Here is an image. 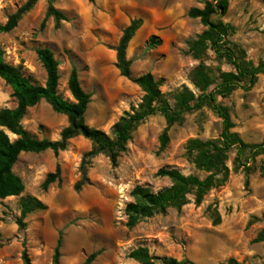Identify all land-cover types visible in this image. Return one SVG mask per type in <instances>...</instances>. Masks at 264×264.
<instances>
[{"label": "rangeland", "instance_id": "rangeland-1", "mask_svg": "<svg viewBox=\"0 0 264 264\" xmlns=\"http://www.w3.org/2000/svg\"><path fill=\"white\" fill-rule=\"evenodd\" d=\"M26 1L0 0V25ZM207 1L56 0L54 6L67 21L56 29L50 18L41 29L48 0H39L13 31L0 34V48L8 64L19 67L39 85L45 84L47 75L37 50H51L59 62L58 92L70 101L73 98L67 84L75 66L83 89L91 95L86 123L113 137V126L142 102L144 93L133 79L152 73L162 80L161 90L174 106V97L183 87L200 94L194 83L201 64L214 86L221 83V73L234 70L212 50H207L202 60L187 54L188 42L206 29L199 19L189 18L188 12L202 8ZM134 19H141L142 27L127 50L132 62L128 79L116 67L115 48ZM213 20L232 27L228 39L245 52L247 61L255 65L264 62V0H230L227 14ZM153 35L162 43L151 49L147 43ZM217 103L229 109L233 132L248 144L262 142L264 75L249 90L238 88L226 97L217 96ZM15 106L12 89L0 79V109ZM22 125L36 139L54 141L60 139L68 119L42 101L28 110ZM222 126V119L210 106L187 113L170 129V142L161 150L165 118L160 114L148 117L132 133L115 168L104 154L86 158L93 144L81 136L70 140L67 149L58 154H22L14 172L25 190L18 197L0 200V264H24L25 248L32 264H52L60 233L61 264H84L93 253L98 256L91 264H138L129 258L138 247H146L156 257L189 259L195 264H264V241L255 242L264 231V155L249 161L248 166L254 169L247 184L243 168L235 164L237 151L233 149L227 161L229 180L212 189L201 205L192 200L181 210L169 209L164 215L141 221L134 229L126 226L125 207L133 201L130 194L136 186L153 192L171 186L168 178L157 175L160 169H176L200 178L207 175L187 158L186 146L191 139L218 140ZM84 163L88 183L77 191ZM58 167L61 182L44 190L46 176ZM29 197L46 208L28 214L21 228L17 222L22 201ZM215 211L221 217L218 225L214 224Z\"/></svg>", "mask_w": 264, "mask_h": 264}, {"label": "trees", "instance_id": "trees-1", "mask_svg": "<svg viewBox=\"0 0 264 264\" xmlns=\"http://www.w3.org/2000/svg\"><path fill=\"white\" fill-rule=\"evenodd\" d=\"M56 0H48L46 17L41 24L44 29L47 21L52 18L55 28L59 29L66 15L58 10L54 4ZM94 2V0H89ZM39 0H27L4 25H0V34L13 31L28 14ZM230 7V0H210L205 2L202 8H191L188 17L199 19L206 28L195 40L188 42V52L195 59L202 60L207 50H212L220 59H224L233 67V71L221 73V83L214 86V81L207 73L206 67L201 64L195 74V86L200 92L199 95L188 87H183L175 97V105L172 106L161 90L162 80H157L152 73L143 74L135 79L136 84L144 93L142 102L131 113L122 117L112 128L113 137L104 131L90 127L86 123V112L91 103V95L82 87L79 80L78 70L72 67L69 79L68 90L73 101L66 100L59 94V62L53 52L47 48L37 50V56L45 69L47 79L44 85L34 83L26 77L19 67L8 64L5 61V53L0 48V79L12 89V96L16 100L14 108L0 109V200L9 197H18L24 190L25 185L22 179L15 174L14 166L20 156L24 153H42L52 151L58 154L65 151L69 141L81 136L93 144V149L86 154V158L104 154L109 158L112 167H117L119 159L127 150V145L132 138L134 130L148 117L160 114L165 118L166 128L160 136L161 150H164L169 142L170 129L183 121L184 115L190 112L199 111L205 106H210L222 119V132L218 140L191 139L186 146V156L199 171L207 175L200 178L196 175H184L176 169H160L158 176L168 178L171 186L157 192L151 191L144 186H136L131 191L132 202L125 207L127 216L126 226L134 229L141 221L152 218L156 215H164L169 209L181 210L192 200L199 206L203 203L205 196L212 190L223 186L230 177V168L227 165L228 154L233 149L237 151L235 164L243 168L248 184V178L253 171L248 166L250 160L264 155V139L258 144L246 143L238 133L233 132V122L229 109L217 103V96L226 97L238 88H253L260 75H264V62L255 65L247 61L245 52L238 49L229 41V34L232 27L222 21H214L213 17H223ZM142 27L141 19H134L123 31V35L115 48L116 67L124 78L131 79L132 62L127 58V50L130 42ZM161 39L155 35L148 40L147 47L155 48L160 46ZM243 84V85H242ZM214 88L208 92V90ZM47 102L54 112L65 115L68 119V126L61 132L60 139L38 140L33 137L22 125V120L28 110L40 102ZM11 135L16 138L13 140ZM247 162L243 161L245 156ZM82 181L76 186L79 191L84 184L88 183L85 163L81 167ZM61 182V170L58 167L55 172L49 173L42 185L47 190L51 185ZM45 205L36 198H26L22 201L21 217L18 219V226H25L24 219L28 214L36 210L45 209ZM214 224L221 222L218 212L214 213ZM264 241L262 231L255 242ZM2 233L0 231V244ZM63 234L54 250L52 264H61V247ZM98 253L90 255L84 264H91ZM129 258L138 264H195L189 259L177 260L168 257H156L150 254L146 247H138L129 254ZM23 263L32 264L27 249L23 251ZM221 264H235L233 261Z\"/></svg>", "mask_w": 264, "mask_h": 264}]
</instances>
